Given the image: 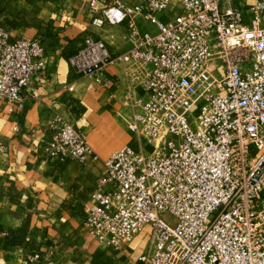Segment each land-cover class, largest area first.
Segmentation results:
<instances>
[{"label": "built area", "instance_id": "obj_1", "mask_svg": "<svg viewBox=\"0 0 264 264\" xmlns=\"http://www.w3.org/2000/svg\"><path fill=\"white\" fill-rule=\"evenodd\" d=\"M169 2L109 0L90 24L123 26L127 48L116 54L86 35L68 56L74 73L103 85L106 68L119 64V117L150 145H124L103 160L84 228L119 245L148 226L141 264H264V0L248 22L229 0H180L182 12L159 19ZM42 55L39 40L11 39L0 28V100L10 111H24ZM48 127L47 156L99 159L69 121Z\"/></svg>", "mask_w": 264, "mask_h": 264}, {"label": "crops", "instance_id": "obj_2", "mask_svg": "<svg viewBox=\"0 0 264 264\" xmlns=\"http://www.w3.org/2000/svg\"><path fill=\"white\" fill-rule=\"evenodd\" d=\"M229 1L248 22L257 0ZM107 2L0 0V28L11 39L30 38L43 46L42 67L23 91L24 111H10L0 100V264H43L49 259L55 264H141L138 256L148 245V226L119 245L98 241L84 228L103 160L124 145L137 149L143 143L119 117L125 111L119 64L106 68L108 84L103 85L74 73L68 63L86 35L104 39L116 54L127 48L121 40L123 26L90 24ZM180 12V0H170L158 18L168 20ZM138 26L154 30L142 19ZM55 118L80 130L99 159L80 163L47 156L43 146L50 137L48 123Z\"/></svg>", "mask_w": 264, "mask_h": 264}, {"label": "rangeland", "instance_id": "obj_3", "mask_svg": "<svg viewBox=\"0 0 264 264\" xmlns=\"http://www.w3.org/2000/svg\"><path fill=\"white\" fill-rule=\"evenodd\" d=\"M200 106V104H198L197 106H195L192 110V114L193 115H196L198 113V107ZM143 147H145V150L144 151H148L150 149V145H146L144 142H143Z\"/></svg>", "mask_w": 264, "mask_h": 264}]
</instances>
